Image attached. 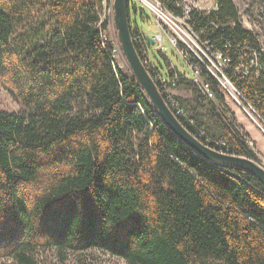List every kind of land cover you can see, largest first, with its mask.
Masks as SVG:
<instances>
[{
    "label": "trees",
    "instance_id": "16d2710c",
    "mask_svg": "<svg viewBox=\"0 0 264 264\" xmlns=\"http://www.w3.org/2000/svg\"><path fill=\"white\" fill-rule=\"evenodd\" d=\"M102 1L45 0L40 15L39 0H0V81L24 111L0 109V260L97 249L127 264H264L263 185L176 137L128 67L114 66ZM193 26L230 59L225 76L264 121V59L233 0H214ZM254 53L260 65L242 68ZM199 76L210 108L190 78L177 82L201 98L183 107L196 127L260 163L216 80L203 66Z\"/></svg>",
    "mask_w": 264,
    "mask_h": 264
},
{
    "label": "built area",
    "instance_id": "2783aa9c",
    "mask_svg": "<svg viewBox=\"0 0 264 264\" xmlns=\"http://www.w3.org/2000/svg\"><path fill=\"white\" fill-rule=\"evenodd\" d=\"M113 1H102V11L100 13L98 28L101 39L109 44L114 66L121 68L120 62L123 59V55L115 35ZM134 1L138 2L141 7L148 9L154 18L157 33L151 38L155 43H159L160 50H162L163 46L161 44L164 37H166L168 43L183 58L187 69L192 72V76L189 78L198 87L202 96L209 100L213 99L214 93L207 83L201 81L199 76L200 66H203L216 80L220 93L226 96L228 92L231 95L232 93L228 88L230 87L244 101L241 94L224 74V70L230 66V59L224 57L220 51L213 49L210 44L203 41L200 37V32H197L193 26L195 17L201 13H209L214 9V2L202 4L203 0H129V4ZM145 37V34L137 28L132 33V39L135 45L139 46L143 65L157 85L171 112L177 119H183L192 128L191 134L194 138L216 151L229 154L228 148H225L223 143L213 141L202 128L196 127L195 121L188 115L179 99L173 93L180 79L181 72L173 67V76L164 77L149 60ZM259 65V56L254 53L243 64L244 67L242 66V68H256ZM246 105L251 109V112L242 106L245 113L264 136V121L250 105L247 103Z\"/></svg>",
    "mask_w": 264,
    "mask_h": 264
},
{
    "label": "rangeland",
    "instance_id": "374dc122",
    "mask_svg": "<svg viewBox=\"0 0 264 264\" xmlns=\"http://www.w3.org/2000/svg\"><path fill=\"white\" fill-rule=\"evenodd\" d=\"M207 2L213 3L214 0H203L202 4ZM238 12L239 21L246 28L251 30L260 44V52L264 59V2L262 0H233ZM40 7L37 9L38 14L42 15L46 5L45 0H39ZM44 8V9H43ZM43 10V11H42ZM42 11V13H40ZM40 15H37L39 17ZM129 19L132 25V30L136 28L143 31L146 35L154 36L157 33L156 24L152 14L148 9L141 7L138 2L130 3ZM42 20V19H41ZM40 19L37 21L40 22ZM116 35V33H115ZM162 50H160L159 43L156 42L154 45H150L147 49L149 60L156 66L160 73L165 77L169 64L177 68L185 76L191 77L192 72L187 69L183 58L173 48L164 37L162 44ZM121 68L127 67L124 58L120 62ZM185 95L191 96L193 100L200 101L201 98L193 96L190 87L184 85ZM231 95L227 92L226 96L222 94L224 98V105L230 110L234 116L232 110L242 112L247 118L243 107L250 111L251 109L246 105L238 94H236L230 87H228ZM203 106L210 108L213 106L214 100H201ZM202 104V103H201ZM185 108V105H183ZM243 106V107H242ZM0 109L15 113H23V108L19 102L10 94L6 86L0 81ZM186 110V109H185ZM251 112V111H250ZM239 113V112H238ZM226 115H230L226 112ZM236 121V120H235ZM238 124V123H237ZM239 125V124H238ZM241 129V128H240ZM242 131V129H241ZM244 132V131H243ZM251 146V145H250ZM36 264H127L123 259L112 256L106 252H102L97 249H89L82 252H70L59 253L55 249H41L33 253ZM195 264H224L221 261L214 260L212 258L201 257L194 258ZM0 264H16L12 259H2Z\"/></svg>",
    "mask_w": 264,
    "mask_h": 264
},
{
    "label": "water",
    "instance_id": "95a60500",
    "mask_svg": "<svg viewBox=\"0 0 264 264\" xmlns=\"http://www.w3.org/2000/svg\"><path fill=\"white\" fill-rule=\"evenodd\" d=\"M129 9V0L113 1V22L116 39L128 69L143 90L156 114L165 122L176 137L190 147L195 153L210 162L243 169L257 178L264 187V166L262 164L246 157L221 153L210 148L194 138L174 116L166 105L162 94L144 67L141 57L138 54L136 45L132 39V25L129 19ZM145 39L151 45L155 44L154 40L149 36H146Z\"/></svg>",
    "mask_w": 264,
    "mask_h": 264
},
{
    "label": "crops",
    "instance_id": "0c3cea01",
    "mask_svg": "<svg viewBox=\"0 0 264 264\" xmlns=\"http://www.w3.org/2000/svg\"><path fill=\"white\" fill-rule=\"evenodd\" d=\"M155 28L157 30V26ZM140 32L145 34L143 31H140ZM145 36H149L151 38V35L145 34ZM150 45L151 44L147 42V49L149 48ZM173 67L174 66L169 64L165 77L170 76V71L173 72ZM186 78H189V77L186 76ZM184 85L186 84L185 83L178 84L173 90V93L179 99V101L182 102L181 104L185 105L186 107L193 106L194 101L191 98V96L187 97L185 95L186 90L184 89L185 88ZM232 112L234 113V118L236 120V123H238L242 131H244L247 134L248 140L250 141V145L254 147V150L258 155L260 164L264 166V136L263 134L259 131V129L255 126V124L249 118H247L242 112H240L239 110H238L239 113L236 112L235 110H232Z\"/></svg>",
    "mask_w": 264,
    "mask_h": 264
}]
</instances>
